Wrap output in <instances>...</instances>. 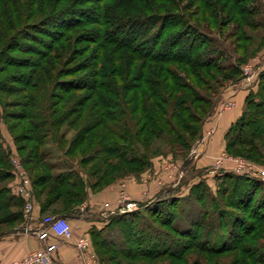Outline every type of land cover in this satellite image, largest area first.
I'll list each match as a JSON object with an SVG mask.
<instances>
[{
	"label": "trees",
	"instance_id": "trees-1",
	"mask_svg": "<svg viewBox=\"0 0 264 264\" xmlns=\"http://www.w3.org/2000/svg\"><path fill=\"white\" fill-rule=\"evenodd\" d=\"M57 1L0 0V40L7 38L0 48V108L12 110L4 118L26 122L21 137L36 144L32 157L23 161L31 160L29 170L38 173L31 179L24 166L33 200L42 212L60 203L66 212L60 216L68 219L89 191L114 181L109 180L114 171L123 173L130 165L139 173L149 168L151 138L165 135L184 149L201 139L216 97L199 89L237 80L240 72L237 65L220 63V34L205 32L200 24L225 15L220 25L234 24L232 43L240 50L251 39L245 28L264 29V10L252 0H188L184 5L180 0H69L77 7H58ZM76 29L81 31L73 37ZM260 76L259 91L247 98L246 111L225 133L230 154L246 146L250 155H261L264 73ZM202 104L209 108L199 115ZM14 127L9 125V131ZM64 127L75 130L66 149ZM49 141L71 161L77 149V169L54 173L46 159ZM220 177L215 193L202 181L190 187L188 198L167 191L153 204L117 212L102 228H92L91 247L99 264H110L114 257L124 259L114 264H160L164 259L187 264L193 255L191 264H264V184L233 172ZM13 178L10 150L0 134V235L24 220ZM209 197L215 206L210 211L188 214L180 205L204 206ZM177 218L186 219L185 226L176 225ZM114 234L120 243L112 241Z\"/></svg>",
	"mask_w": 264,
	"mask_h": 264
},
{
	"label": "rangeland",
	"instance_id": "rangeland-1",
	"mask_svg": "<svg viewBox=\"0 0 264 264\" xmlns=\"http://www.w3.org/2000/svg\"><path fill=\"white\" fill-rule=\"evenodd\" d=\"M180 2L181 5H184L188 3V0H180ZM252 3H253L252 5L258 8L260 7L261 8L260 11L262 13V10H264V0H252ZM68 4L71 7H77V1H73L71 3L69 0L67 2H61V0L57 1L58 7H65ZM84 5L85 6L83 7H91L90 4H84ZM189 9L191 10L187 12L188 14L192 13L191 11L196 9V6L193 5ZM74 17L75 19H77V14H74L73 19ZM188 17L191 19L192 23L195 24L197 22L196 18L192 16H188ZM225 18H226L225 15L223 16L220 15L216 22H212L211 20H206V21L203 20L202 24H200L205 32L215 35L220 34L222 41L220 42L219 47H220V51H222L223 54L222 57L219 58L220 63L225 66L237 65L239 67V72H240V74H236L235 76L237 77L239 75L238 79L236 78L237 80L224 83L220 79L221 82L218 85H215L214 86L215 88L211 86V89L209 91H207V89L205 88L199 89L200 94L206 95L207 97H214V96L216 97L214 100V105L212 107V110L209 113V115L214 113V116H212V118L213 117L216 118L223 112L232 109L239 95L243 97V110H244L245 102L247 98H250L252 94L254 95L259 91V84L261 81H263L260 75L264 73V29L258 28L253 30V29L245 28L244 29L245 34L250 36L251 39L247 44L243 45L242 49L236 50L234 44L232 43L234 40V35L232 34L235 33L234 24H229L226 26L220 25V21L224 20ZM263 19H264V14H263ZM88 27L92 28L90 25H88ZM80 31L81 30L77 31L76 29L72 36L73 37L77 36V33ZM34 33L38 35L40 39H42L43 41L50 40L47 34L40 35L39 33L36 32ZM6 41L7 38L0 40V48L2 47V45H4ZM2 61L4 63L5 59H3ZM5 97L6 96H4L3 99L4 102L6 100ZM22 97L23 96L20 95V96H15L14 98L12 97V99L16 101L21 99ZM199 107L202 108L201 109L202 111H198L199 115H201L203 111L206 112L209 108V106L205 104H202ZM246 109L247 108H245V111ZM8 111H12V110L7 108H4L3 110L0 108V114H1L0 117L4 118L5 116L4 114ZM211 120L212 119L207 120L206 121L207 124L212 123L213 120L212 121ZM203 124L205 125V121ZM9 125H15L16 127L12 128V130L9 131L8 129ZM26 125H27L26 122H17L8 118H4L0 121V131H1L0 134L4 146L9 148L10 150V157L11 156L15 157L22 165V168L26 171L27 176L29 177L30 174L31 179H34L37 177L38 173H33V171L29 170V168L32 167L31 166L32 161L28 160L29 163L23 162L25 159H29L32 157L30 150L36 145L33 140L26 141L25 139L24 141V139L21 137L22 133L25 134V130H26L25 128L27 127ZM214 129H215L214 124L206 128V131L204 130L205 131L204 137L192 143L189 149H184L179 147L176 144V141L171 140L168 136L165 135L161 137H153L150 139L149 156L151 158V163L153 165V161L156 160H158L159 163H161V176L159 175V180L160 182L162 181V185L166 186L165 190L163 189L164 193L162 195H167L166 193L167 191H174V193H170L174 195V197L181 196L182 199L188 198L190 187L202 181H205L208 184V186L211 188L212 193H215L219 187V184L222 182V178L220 177V175L222 173H225L224 171H226V169H229L227 170V172L231 171L237 175H246L248 177L256 178L257 180L262 181V183L264 184V180L260 179L259 177L260 170L264 169V145H261L259 148L258 153L261 154L260 156L256 153L250 155L249 147L246 146H239L238 152H236L235 154H230L226 152V149H224V152L221 155H219V157H217L216 160H214L216 162L215 166H217L215 168H212L213 166L211 167L209 164H208L209 166L208 165L205 166L202 165L201 162H197V159L198 158L200 159V157H202L201 153L198 151V147H200L205 141H207L210 138V136L215 131ZM62 131L65 135L64 143L66 149L69 146V143L71 142L73 136L75 135V130L64 127ZM15 135H17V137L20 135L16 142H14L13 139ZM170 135H172L173 138L175 137V135L173 134ZM260 135L262 139H264V133L261 132ZM262 143H264V141ZM17 148H19L20 150L18 151ZM45 149L47 152L46 159L51 165H53L54 167L53 171L55 173L68 170L69 168L77 169L78 166L77 161H80L81 159L80 158L81 156L77 154V149L73 152V155L71 156L72 158H74L76 162L74 160L71 161L63 157L62 153L57 149V146L51 141H49L45 145ZM207 160L210 161V159ZM90 165L91 164H87L83 166V168L87 169ZM24 166L26 168L29 167L28 168L29 174L27 170L24 168ZM224 166H226L227 168L224 169L223 168ZM128 167L129 168L123 169V173H118L119 170L114 171L115 173L112 172L114 173V176L111 177L109 180H114V181H110L108 183L109 184L114 183L116 182L115 181L116 178H122L124 176L127 177L133 176L134 178H136L135 181H138L139 178L137 179V177L140 175L139 173L140 168L133 167L131 165ZM239 168L242 170L249 171V173L247 174L240 173L239 171H237L239 170ZM174 171L176 173H174ZM165 177L166 179H168V181L165 180ZM173 180H175V182H172ZM16 181L17 180L14 177L11 184L12 185L13 183L15 184ZM120 186L122 187V189L119 193V198L121 194L124 192V195H126V197L129 199L128 195L124 190L125 188L124 183H121ZM207 200L209 201H207V204L204 205L205 207L203 206V204L190 203L189 205L188 203H185L183 201H181L180 205L182 208L185 209V212H187L188 214L190 212L193 213L195 210H197L198 212V209L200 208H202L203 211L204 209L206 211H210L214 209L215 206L210 205V200H211L210 197ZM125 204L123 205L124 208L113 211L119 212V211H124L126 209L134 210L137 208V205L136 206L128 205L129 207L126 208ZM103 209L104 210L102 212H97L96 214L93 215L91 213H86L85 215H83V218L93 219L94 221H96V223L99 224V226L102 227L103 225L106 224L108 219L114 215L111 214V216L109 215L107 218L103 216V213L106 211V209L107 211L111 210L108 204H105ZM185 223H186V219L184 220L183 218H177L176 225L183 227L185 226ZM115 236L116 235L114 234L111 237L112 241L120 243L118 237ZM210 258L213 259L214 257L211 256ZM227 258L230 259L229 256ZM113 259H114L113 262H110V264H114L120 260L124 261V259L122 260L121 257H114ZM192 259H194V255L189 256V258L186 259L187 264H191ZM165 260L166 259L161 260L160 264H167V260L166 261Z\"/></svg>",
	"mask_w": 264,
	"mask_h": 264
},
{
	"label": "crops",
	"instance_id": "crops-1",
	"mask_svg": "<svg viewBox=\"0 0 264 264\" xmlns=\"http://www.w3.org/2000/svg\"><path fill=\"white\" fill-rule=\"evenodd\" d=\"M242 111L243 97L239 95L232 109L223 112L216 118L213 117L214 119L212 118V116H214V113L209 115V117L205 120V125L203 124L202 126L201 139L205 135L206 128H208L210 125L214 124L215 131L207 141H205L200 147H198V151L201 153L203 158H198L197 162H201V164L205 166L209 164L211 167L213 166L212 168L217 167L215 166L216 162L214 160H216L217 157H219V155L224 152L225 133L230 125H232L238 119ZM210 119L213 120H211L212 123L207 124L206 121ZM207 159H210V161H208ZM150 167L140 173V175L137 177V179L139 178L138 181H135L136 178H134L133 176H129L122 180H117L116 182L111 183L107 186H104L95 192H88L86 200L78 207V212L76 206L75 214H72L68 218L73 231L72 239L69 241H63L56 237H51V240H53L57 244L56 258L61 264H83L81 256L75 247V243L78 240L84 238L89 240L91 246V229H100L104 226H99V224L96 223V221H94L93 219H84L83 215H85L86 213H91L93 215L97 212H102L104 210L103 207L105 204H108L111 210L122 209L124 208L123 205L125 203L126 208H128L130 205L147 206L153 204L157 198L162 196V194L164 193L163 189L165 190L166 186L162 185V181L160 182L159 180V175L161 176V163H159L158 160L153 161V165L151 163ZM223 168L225 169L227 167L224 166ZM227 170L229 169H226V171L224 172H227ZM174 173L176 172L174 171ZM165 180L168 181L166 177ZM172 182H175V180H173ZM121 183H124V190L129 197V200L122 205L118 203L119 193L122 189V187L120 186ZM11 186L14 187L15 184L13 183V185L11 184ZM81 207H84V211H81ZM65 213L66 212L62 211L60 203H56L42 212L40 203L34 199L32 225L38 226L43 217L47 215H61ZM23 226L24 220L14 230L5 231L0 235V264H12L13 262L18 261L25 255L29 254L30 252L41 248V242H39L35 236L24 234L22 233V231H18ZM90 248L91 250H93L92 247Z\"/></svg>",
	"mask_w": 264,
	"mask_h": 264
},
{
	"label": "built area",
	"instance_id": "built-area-1",
	"mask_svg": "<svg viewBox=\"0 0 264 264\" xmlns=\"http://www.w3.org/2000/svg\"><path fill=\"white\" fill-rule=\"evenodd\" d=\"M12 165V172L16 178L15 186L13 187L14 194L23 200V218L24 226L18 230L24 234L35 236L41 242V248L30 252L18 261L12 264H61L56 258L57 244L51 240V237H56L63 241L72 239L73 231L70 222L67 218L60 215H47L43 217L38 226L32 225V212H33V196L31 190V183L26 171L15 157H10ZM242 163V162H241ZM240 173H249V171L239 168ZM260 179L264 180V169L259 172ZM129 199L121 194L118 203L124 204ZM131 206V205H130ZM84 211V207H81ZM113 210L103 213L104 217L111 214H116ZM75 247L81 256L83 264H98L96 254L91 250L90 242L88 239H80L75 243Z\"/></svg>",
	"mask_w": 264,
	"mask_h": 264
}]
</instances>
